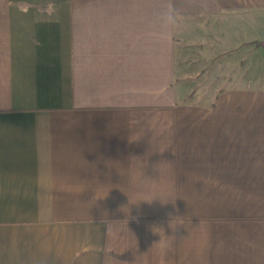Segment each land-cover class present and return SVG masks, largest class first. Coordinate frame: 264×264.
I'll return each instance as SVG.
<instances>
[{"label": "crops", "instance_id": "crops-1", "mask_svg": "<svg viewBox=\"0 0 264 264\" xmlns=\"http://www.w3.org/2000/svg\"><path fill=\"white\" fill-rule=\"evenodd\" d=\"M188 41L263 57L264 0H0V264H264V87Z\"/></svg>", "mask_w": 264, "mask_h": 264}, {"label": "rangeland", "instance_id": "rangeland-1", "mask_svg": "<svg viewBox=\"0 0 264 264\" xmlns=\"http://www.w3.org/2000/svg\"><path fill=\"white\" fill-rule=\"evenodd\" d=\"M203 44L188 41L178 49L177 63L189 86H219L236 78L241 83L254 82L264 87V56L252 57L253 48L232 50Z\"/></svg>", "mask_w": 264, "mask_h": 264}]
</instances>
